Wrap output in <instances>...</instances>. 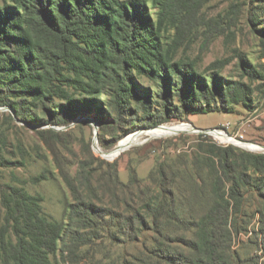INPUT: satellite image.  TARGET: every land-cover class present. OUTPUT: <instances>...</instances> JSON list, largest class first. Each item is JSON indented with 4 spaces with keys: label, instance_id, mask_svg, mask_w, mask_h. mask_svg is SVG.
<instances>
[{
    "label": "trees",
    "instance_id": "1",
    "mask_svg": "<svg viewBox=\"0 0 264 264\" xmlns=\"http://www.w3.org/2000/svg\"><path fill=\"white\" fill-rule=\"evenodd\" d=\"M0 1V107L14 111L15 117L11 111L3 114L10 122L38 125L48 117L52 125L68 126L93 115L105 148L104 133L113 127L107 119L126 131L139 115L150 127L192 115L233 113L239 105L251 110L254 83L264 80V64L240 59V79L233 80L221 75L218 61L200 72L196 60L177 58L199 36L204 48L215 32L225 31L200 16L212 0ZM260 13L264 16V8ZM262 26L256 32L264 47ZM138 78L155 84L157 93L141 88ZM39 134L57 159L58 145L67 144L69 134ZM6 147L0 136L2 168L17 164L3 155ZM197 150L194 160L176 161L183 170L164 163L149 182L132 172L124 183L118 163L95 157L88 145L76 177L61 171L73 203L60 221L45 212L41 195L26 189L27 181L0 184V264H62L59 251L69 264L88 256L90 264H116L96 257L101 233L118 244L121 237L141 242L145 232L152 234V245L143 242L139 256H131L137 263L126 264H264L262 256L233 250L241 231L237 217L249 188H256L263 199L257 214L264 252V153L208 139ZM185 178L192 193V199L180 198L186 208L176 192Z\"/></svg>",
    "mask_w": 264,
    "mask_h": 264
},
{
    "label": "rangeland",
    "instance_id": "2",
    "mask_svg": "<svg viewBox=\"0 0 264 264\" xmlns=\"http://www.w3.org/2000/svg\"><path fill=\"white\" fill-rule=\"evenodd\" d=\"M149 4L152 5L151 0ZM263 8L264 0L210 1L202 8L200 16L207 20H216L221 23L225 31L215 32L210 37L208 46L204 48V39L199 36L194 42L190 43L188 48L182 47L178 52L177 58L183 57L196 60L200 72H204L208 66L218 61V65L220 63L223 65L220 73L224 78L239 80L241 75L240 59L251 61L256 66L264 64V47L260 36L256 32L264 24V16L260 13ZM153 13L156 18L157 9H153ZM138 80L141 88L157 93L158 88L155 84L150 83L145 78H138ZM254 86L257 87V91L251 110L239 105L235 107L233 113L212 112L192 115L184 120L172 119L168 123L150 127L142 124V115H139L133 127L126 131L122 130V126L114 125L111 120L107 119L105 124H111L113 127L104 133L106 136L105 148L101 146L99 139L98 141L95 140V132H98L99 138L100 125L96 122L93 115L80 116L68 126L52 125L48 122V117H45V123L31 125L23 123L16 118H14L13 122H10L3 115L9 111H0V136L7 139V147L3 151V155L17 163L9 168L0 167V184L8 183L13 186H20L19 181H27L26 189L31 194L41 195L44 198L43 207L45 212L60 221L64 219L66 208L73 203L71 192L64 182L61 171H68L72 177H76L79 161L84 159L88 145L95 157L108 163H118L119 179L124 183L129 181L132 172L138 178L149 182L150 174L154 170H158L164 163L172 164L174 162L176 168L183 170V166L176 164V161L183 157L187 161L194 160L193 155L198 153V145L201 141L205 143L206 139L210 143L222 147L233 146L247 152L263 154L264 80L255 81ZM181 124H189L193 128L202 130H222L237 141L261 146L263 150L252 151L235 143H224L210 133L209 135L206 133L189 134L181 132L159 138L150 139L149 137H143L141 144L124 151L113 160L107 159L96 151V147H100L105 152H111L122 139L132 133L158 129L164 125ZM46 130L69 134V136H65L67 144L58 145L59 157L57 159L39 134ZM66 148H69L70 151L66 150ZM97 164L98 162L95 166ZM192 173L193 170L191 171ZM40 175H44V179L41 182L37 184L31 182L34 177ZM191 177L196 178V175ZM190 189L188 178L178 183L176 192L179 201L180 198H184L187 201L190 195L192 199ZM181 190H185V193L183 194ZM249 191L246 194L242 213L237 217L241 231L234 237L233 250L238 251L243 257L262 256L263 259L260 261L264 263V252L259 248L262 242L260 236L261 219L260 215L257 214L263 208V199L256 188H249ZM180 203L186 208L182 201ZM187 207L189 206L187 205ZM2 217L3 209L0 205V226ZM112 229L117 231L116 227ZM116 233L119 234V232ZM101 235L103 239L98 240L97 259L103 258L107 262L113 261L116 264H126L125 261L137 263L131 256H139V253L143 250V242H147L148 246L153 243L152 234L149 232H145L141 242L135 243H127L120 236V242L113 244L107 239L105 233H101ZM180 248L186 250L183 246ZM65 255L59 251L56 259L62 264H69L68 260H64ZM91 261V256H88L80 264H90Z\"/></svg>",
    "mask_w": 264,
    "mask_h": 264
},
{
    "label": "bare ground",
    "instance_id": "3",
    "mask_svg": "<svg viewBox=\"0 0 264 264\" xmlns=\"http://www.w3.org/2000/svg\"><path fill=\"white\" fill-rule=\"evenodd\" d=\"M197 133V130L193 128L189 124H181V125H164L162 127H159L158 129H151L147 131H139L136 133H132L127 135L124 139H122L117 147L111 151V152H105L100 147H96V151L100 154H102L107 159L113 160L117 158L121 153L124 151L141 144V140L143 137H149L151 138H159V137H165L177 133ZM209 133L215 136L217 139H219L221 142L224 143H235L239 146H242L244 148L250 149V150H263L261 146L254 145L252 143H245V142H239L235 138H231L227 135L226 132H223L222 130L213 129L209 130ZM145 144V143H144ZM99 146V145H98Z\"/></svg>",
    "mask_w": 264,
    "mask_h": 264
},
{
    "label": "water",
    "instance_id": "4",
    "mask_svg": "<svg viewBox=\"0 0 264 264\" xmlns=\"http://www.w3.org/2000/svg\"><path fill=\"white\" fill-rule=\"evenodd\" d=\"M0 111H11L13 116L15 117V113L14 111L10 110L9 108L7 107H3V108H0ZM196 129V128H195ZM197 130V133H206V134H209V130H202V129H196ZM210 135V134H209ZM95 140L98 141V132H95ZM241 142V141H239Z\"/></svg>",
    "mask_w": 264,
    "mask_h": 264
}]
</instances>
